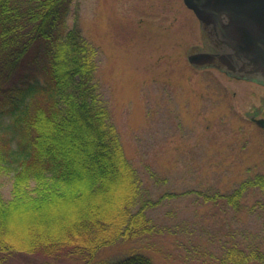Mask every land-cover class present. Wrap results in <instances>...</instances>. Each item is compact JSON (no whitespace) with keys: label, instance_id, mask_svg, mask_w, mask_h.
Here are the masks:
<instances>
[{"label":"rangeland","instance_id":"rangeland-1","mask_svg":"<svg viewBox=\"0 0 264 264\" xmlns=\"http://www.w3.org/2000/svg\"><path fill=\"white\" fill-rule=\"evenodd\" d=\"M67 24L96 50L97 91L143 197L174 195L148 212L161 235L117 242L96 258L140 251L154 264H217L233 242L264 250V190L248 189L238 213L204 200L264 176V130L249 120L264 118V86L189 64L204 33L182 0H75ZM10 188L11 175L2 176L5 200Z\"/></svg>","mask_w":264,"mask_h":264},{"label":"trees","instance_id":"trees-1","mask_svg":"<svg viewBox=\"0 0 264 264\" xmlns=\"http://www.w3.org/2000/svg\"><path fill=\"white\" fill-rule=\"evenodd\" d=\"M75 0H0V264H154L140 252L110 261L101 248L163 233L145 199L95 83L96 50L68 20ZM264 176L230 194L204 195L234 212ZM217 264L264 262L258 245L233 242Z\"/></svg>","mask_w":264,"mask_h":264},{"label":"water","instance_id":"water-1","mask_svg":"<svg viewBox=\"0 0 264 264\" xmlns=\"http://www.w3.org/2000/svg\"><path fill=\"white\" fill-rule=\"evenodd\" d=\"M215 49L187 55L195 68L214 67L226 75L264 85V0H183ZM264 129V119H252Z\"/></svg>","mask_w":264,"mask_h":264},{"label":"flooded vegetation","instance_id":"flooded-vegetation-1","mask_svg":"<svg viewBox=\"0 0 264 264\" xmlns=\"http://www.w3.org/2000/svg\"><path fill=\"white\" fill-rule=\"evenodd\" d=\"M203 42H204V47L206 48V50H212L213 48L215 49V45H214V42L212 40V37H210L206 31L204 32V41ZM242 79H246V78H242ZM250 81L256 82L255 80H252V79ZM253 118H255V117H253ZM260 118H263V117H260ZM249 120H250V118H249Z\"/></svg>","mask_w":264,"mask_h":264}]
</instances>
